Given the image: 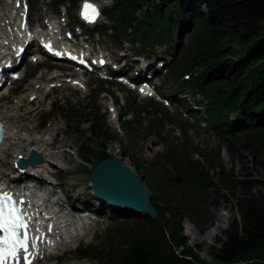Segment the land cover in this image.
Masks as SVG:
<instances>
[{
	"label": "trees",
	"instance_id": "obj_1",
	"mask_svg": "<svg viewBox=\"0 0 264 264\" xmlns=\"http://www.w3.org/2000/svg\"><path fill=\"white\" fill-rule=\"evenodd\" d=\"M78 1L50 0V5L57 11L59 5L76 7ZM109 1L103 15L107 24H97L95 31L116 43L129 36L126 40L138 46L140 56L147 57L150 47L169 39L175 30L178 29L179 36L180 30L192 27L191 42L165 72L177 84L178 95L192 97L200 114L189 112L206 120L207 129L218 137V146L207 153L192 147L186 140V122L179 115L174 116L180 145L177 148L166 143L154 161L162 164V174L169 180L176 179L178 189L168 185L150 198L158 212L155 220L144 215L131 217L114 209L117 216L105 232L104 243L75 247L77 260L91 264H206L198 254L203 244L189 246L181 223L192 211L188 210L189 201L196 195L198 201L203 193L211 192L215 197L211 205L223 200L234 218L222 232L223 238L215 240L218 247L210 246L204 251L210 264H264V179L253 177L256 169L264 171V162H260L264 155V0ZM143 3L146 9H141ZM136 29L140 30L137 39ZM96 81L97 94L111 96L109 89L118 85ZM193 93L201 99H193ZM172 99L189 110L184 98ZM117 106L126 110L118 116L120 130L126 129V116L132 119L129 125H139L142 116L150 117L149 134L164 141L156 130L162 121H170V115L161 104L148 99L145 107L131 102H126L125 108ZM60 112L67 113V120L77 118V127L87 124V132L81 137L87 136L77 151L82 163L91 160L94 164L110 157L106 144L118 141L117 134L109 130L98 107L92 103L79 111L60 108ZM47 118L39 124L41 128ZM223 145L231 160L235 157L242 162L251 158L253 168L242 167L239 176H234L232 169L227 170L220 163L219 148ZM119 154L129 158V152L121 146ZM191 154L199 159L192 160ZM131 163L135 171L139 170L135 160L131 159ZM173 192L185 195L184 203L174 200ZM105 211L107 208L104 214ZM195 227L202 231L199 225Z\"/></svg>",
	"mask_w": 264,
	"mask_h": 264
},
{
	"label": "rangeland",
	"instance_id": "obj_2",
	"mask_svg": "<svg viewBox=\"0 0 264 264\" xmlns=\"http://www.w3.org/2000/svg\"><path fill=\"white\" fill-rule=\"evenodd\" d=\"M96 1L103 6L101 19L97 24H106L103 15L105 6L108 7L109 2L105 0ZM28 2V19L31 28H35L44 19L57 21L59 24L68 21L69 25L75 21L74 7L64 5L58 7L56 11L49 4L50 0H28ZM10 6L12 7V4L9 5L8 0H0V9H3L5 21L8 20ZM140 7L141 9H146L147 5L143 3L140 4ZM61 14H64V16H61ZM4 17L2 16V18ZM191 29L192 27L180 30L179 36H177V29L171 34L169 39L163 40L160 45L155 44L157 46L153 45L154 47H150L147 51L148 55L146 54L148 61L144 62V64H151L157 59V61H161L168 67L174 60H179L182 49L191 42L193 34ZM77 31L75 30V32ZM106 33L108 32L106 31ZM139 33L140 30L136 29L134 33L136 39L139 37ZM88 35L90 36L88 40L93 44L87 48L96 56L103 55L110 63H118L117 67H121L120 71L124 75L132 76L141 65L138 61L140 57H133L137 55L139 48L137 45L132 46L128 43L126 39H129V36H126V39H122L120 42L118 39V43H116L93 30H85L83 38H87ZM95 41L96 43H94ZM38 60L41 63L36 65L28 63V58L22 62V66L19 68V71H21L19 73L20 79L7 86L9 87L8 93L0 99V118H4L3 121L7 122L8 125L19 127V129H31L36 133H48L46 138L51 139L50 141L53 142L52 148L55 149L52 151V157H49L51 168L48 171V175L46 177L45 175L40 176V180L37 179L38 181H36L42 187L40 190L50 192V188H46V186L49 181L52 183L55 181L57 185H60V189L59 187L54 188L55 198L67 199L68 203L71 204L73 202L75 207H91L94 210V213L77 212V216H86L88 220L85 230L82 231L83 235L76 242L72 240L70 243L59 246L53 252H49L52 257L48 261L42 259L38 264H91L86 260H77L75 247L102 245L105 240V232L110 228L111 222L113 221L114 223L117 213L112 207L96 199L90 192L87 176L97 162L93 164L90 160L84 164L77 158L78 146L81 140L87 136L81 137L83 133L87 132V124L81 123L77 127L76 122H79V120L77 118L67 120L65 117L67 113H61L60 108L79 111L92 103L99 108V114L109 130L118 135V141L106 144V153L110 156L109 158L122 159L123 163L135 173L143 187L148 191L149 200L150 198L153 199L155 192L166 190L168 185H174L175 191L178 189V184L175 182L176 179H173V182L172 179L169 180L167 175L162 174V164L154 161L164 149L166 143H172L177 148L180 145L181 136L177 123L173 119L174 116L179 115L180 120L186 122V140L192 147L201 152L207 153L210 149L216 148L218 146V137L204 126L202 119L195 118V115H191V112L188 113L183 107L173 103L174 99L172 100V97H176L175 93L178 88L177 84H174L166 76L165 66L161 68L153 79L155 90L154 93H151L154 100L162 101L170 115V121H162L158 130H156L157 133L160 131V137L164 139V141H160L153 134H149L151 129L147 121L150 117L142 116L139 125H129L132 119L126 120L129 118L128 116L124 118L128 122L125 124L126 129L120 130L119 128L118 116L120 118L126 110L122 111L117 104L125 108V103L131 102L137 106L145 107L146 100H142L145 96L136 93L134 90L118 86H112L109 89L111 96L103 93L96 95L95 91L98 90V83L93 75L77 74L70 68L59 66V64L51 63L42 58ZM141 67H143V64ZM71 81H78L79 85H72ZM94 83H96V88H94ZM50 85L53 88H50ZM89 91H91V94ZM185 96L187 97V104L192 109V97ZM182 97V95H178L177 98ZM193 99L200 100L201 98L193 93ZM111 108L113 110L109 111ZM46 116H49L47 123L42 128H39V124ZM155 118L159 119L160 116H155ZM229 119L231 121L234 120L233 116H230ZM234 136L239 137L238 134H234ZM120 146L129 152V158L120 156ZM7 153L0 155V168L5 174H7L8 169L10 170L12 161V154H9L10 152ZM63 154L66 156L62 163L60 157ZM191 155L192 160L199 159L198 155ZM243 156L246 157L244 153ZM131 159L137 162L139 170H134ZM219 159L225 169L233 170L234 176H239V172H242V167L246 169L253 168V160L251 158H246L242 162L235 157L231 160L226 153L224 145L219 148ZM260 162H264V155L260 158ZM10 173L13 172L10 171ZM169 174L172 175L171 173ZM253 177L255 179H264V171L256 169V171H253ZM203 194H205L204 197L199 198L198 201L197 195L194 196L193 200L189 201L190 207L188 210L192 211H189V214L183 217L181 229L182 234L187 238L189 246L203 244L202 251L198 253L199 258L206 264H210L211 261L204 251L210 246L218 247L215 240L223 238L222 232L226 230L231 219L234 218V214L231 210H228V203L223 200H219L216 206L211 205L215 200L214 194L211 192ZM173 195L174 200L184 203L185 195L178 194V192H173ZM220 195L229 199V196H226L225 193L221 192ZM51 196L55 200L54 195L51 194ZM196 207H199V210H196ZM105 208H107V211L104 214L102 210ZM219 213H224L226 219H222L221 225L212 237L203 239L206 232L214 225L215 218L219 217ZM107 215L110 217L108 218ZM188 225L190 228L186 230L185 226ZM195 225H199L202 231Z\"/></svg>",
	"mask_w": 264,
	"mask_h": 264
},
{
	"label": "bare ground",
	"instance_id": "obj_3",
	"mask_svg": "<svg viewBox=\"0 0 264 264\" xmlns=\"http://www.w3.org/2000/svg\"><path fill=\"white\" fill-rule=\"evenodd\" d=\"M14 3H16V1L12 2V4ZM11 13H12V8L8 13V17H7L8 22L12 20ZM2 16L4 17L3 9L2 10L0 9V45L3 44L5 41H7L6 50L10 51L11 43L9 41V31L5 27L6 26V23L4 21L5 17L2 18ZM55 29H56V25L54 23H51V26L47 30L48 31L47 36L51 40H56V36L53 34ZM36 31L37 29L34 28V32ZM2 50H3L2 47H0V52H2ZM20 72L21 71H19V69H15L13 71V78L19 77ZM6 91L7 89H3L2 94L4 95ZM142 91L145 92L144 89ZM3 119L4 118H0L1 121H3ZM4 124L6 126L5 142L2 144L0 155L10 152L9 154H12V161L10 164L11 166H13L15 160H17L19 157L25 158L30 150H34L35 152L40 154L42 161L41 163L34 165L32 168L27 169V172H30V174L28 173V175L35 177L36 180L37 179L40 180V176L45 175L46 177L49 173L48 172L49 169L51 168L49 157H52V151L55 149L52 148L53 142L50 141L51 139L46 138L48 133L47 132L36 133L34 132V130L32 131L31 129L30 130L19 129V127L8 125L7 122H5ZM65 156L66 155L63 154L62 157H60L62 163L63 160L65 159ZM2 176L4 178H8V176L5 173H2ZM41 191L42 190L35 191L36 194H39V196L37 195V200L34 202L35 207L32 209V211L38 214L40 213L39 216L50 220L52 217H55L56 215L54 214L55 213L53 207L54 205H51L52 210H50V206H49V210H44V207L48 206L49 201L52 203L54 200L52 199L51 195H48L49 192H45V191L41 192ZM74 213L77 214V212ZM77 217L75 220L71 219L70 221L69 219L66 220L62 217L60 218L61 219L60 221H56L58 220V218L55 217L54 218L55 222L60 226L57 227L55 230H53L50 233L49 237L43 236L44 232L42 231V229H39V231H37V233L33 237L34 238L42 237V239L44 240L46 239L49 242L54 243L52 246H55V248L70 243L72 240H74V238H77L80 234H82V231L85 230L87 226L86 222L88 218H86V216H82V217L77 216ZM218 218L217 219L215 218L214 225L206 232V234L203 236V239H208L215 234V231L222 223V219H226V215L224 213H219ZM36 224H39V222L37 221ZM37 240L39 239H36V245H37L36 248H40L41 245L37 242Z\"/></svg>",
	"mask_w": 264,
	"mask_h": 264
},
{
	"label": "water",
	"instance_id": "obj_4",
	"mask_svg": "<svg viewBox=\"0 0 264 264\" xmlns=\"http://www.w3.org/2000/svg\"><path fill=\"white\" fill-rule=\"evenodd\" d=\"M42 158L30 151L26 160L20 159L19 168L41 163ZM87 180L93 196L112 208L129 216L144 215L155 220L158 212L149 200L148 191L140 179L120 158H105L95 163L88 172Z\"/></svg>",
	"mask_w": 264,
	"mask_h": 264
},
{
	"label": "snow or ice",
	"instance_id": "obj_5",
	"mask_svg": "<svg viewBox=\"0 0 264 264\" xmlns=\"http://www.w3.org/2000/svg\"><path fill=\"white\" fill-rule=\"evenodd\" d=\"M81 15L93 22L99 11L96 5L84 0ZM25 215L8 192L0 194V264H32L36 239L42 237H30L29 221Z\"/></svg>",
	"mask_w": 264,
	"mask_h": 264
},
{
	"label": "built area",
	"instance_id": "obj_6",
	"mask_svg": "<svg viewBox=\"0 0 264 264\" xmlns=\"http://www.w3.org/2000/svg\"><path fill=\"white\" fill-rule=\"evenodd\" d=\"M186 227V230H188L189 228H190V226L188 225V226H185Z\"/></svg>",
	"mask_w": 264,
	"mask_h": 264
}]
</instances>
